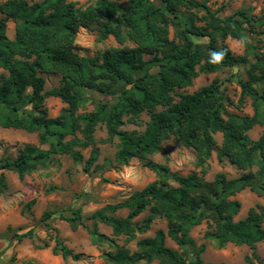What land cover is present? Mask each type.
I'll return each instance as SVG.
<instances>
[{
  "label": "trees",
  "instance_id": "1",
  "mask_svg": "<svg viewBox=\"0 0 264 264\" xmlns=\"http://www.w3.org/2000/svg\"><path fill=\"white\" fill-rule=\"evenodd\" d=\"M158 1L159 5L152 0H128L127 4L98 0L85 9L67 0L31 4L27 0H7L1 5L0 12L6 17L0 18V69L9 73L0 85V126L36 132L39 143L48 144L49 148L27 144L16 158L3 157L0 192L7 187L3 171L15 172L23 178L39 165L63 154L81 162L80 149L94 143L99 124L105 125L110 140H120L115 157L117 165L158 153L171 135L183 146L194 149L197 164L203 165L214 149L213 135L221 132L219 159L227 158L239 170L247 172L235 179L220 173L208 182L197 173L183 176L148 161L145 166L158 180L135 192L124 203L92 213L89 216L92 223L87 228L93 245L112 249L102 252L110 264H207L202 259L205 246L197 247L190 236L194 228L204 223L208 225L205 237L218 249L228 244L255 247L264 242V206L257 205L244 219L235 221L240 204L230 200L247 188L264 197V132L257 141L247 134L264 120L261 112L264 60L257 57L248 79L240 81L242 95L253 101L255 114L251 117L226 113L216 83L193 94H178L177 90L192 86L200 72L214 73L240 65L243 59L232 53L226 40L232 38L247 44L248 34H264L263 30L257 31L264 19L250 15V9L220 17L209 7L208 0ZM8 19L16 22L14 39L6 34ZM80 28L96 31L101 40L113 36L119 43L130 40L135 46L111 48L96 58L80 56L75 44ZM146 55L151 58L145 60ZM38 71L60 75L61 85L44 90L45 79ZM88 90L113 95L114 101H94L93 111L80 113L90 103ZM49 97L66 104L55 118L48 116L44 106ZM25 105H30L31 111L24 109ZM143 113L150 118L143 133L120 130L126 117L134 121ZM97 156L96 152L92 153L87 168ZM120 208H129L126 218L113 216ZM145 211L148 216L136 221ZM52 215L53 212H46L41 222L55 232L54 254L80 260L82 254L64 245L49 223ZM61 217L72 229L84 219L80 208L73 211L72 217ZM157 218L166 221L167 231L159 229L154 237L140 239L136 251L116 243L117 237L124 236L130 241L138 234L147 233ZM99 223L110 227L113 237L101 233ZM12 238L35 240L36 235L31 229L25 233L13 232ZM167 238L182 252L167 247ZM46 247V242L38 245L41 249Z\"/></svg>",
  "mask_w": 264,
  "mask_h": 264
},
{
  "label": "rangeland",
  "instance_id": "2",
  "mask_svg": "<svg viewBox=\"0 0 264 264\" xmlns=\"http://www.w3.org/2000/svg\"><path fill=\"white\" fill-rule=\"evenodd\" d=\"M7 0H0V7ZM30 4L42 0H27ZM73 2L77 7L83 9L96 4L98 0H67ZM159 5L158 0H152ZM121 4H127L128 0H118ZM208 5L213 11H217L218 16L226 17L240 10L250 9V15L255 18L264 19V0H208ZM6 17L0 12V18ZM184 22L186 16L182 14ZM16 22L7 20L6 34L8 38L15 37ZM264 31L263 25L257 31ZM171 38L173 32L171 31ZM207 41L199 39L198 41ZM247 44L240 40L228 38L227 46L235 56L241 57L243 62L235 67L222 69L214 73L200 72L193 80L190 87L177 90L178 94H193L201 88L216 83L224 98V109L226 113L238 117H251L255 114L253 101L249 96L242 95L240 81L248 79V73L256 64V58L264 60V34H248ZM77 52L80 56L96 58L111 48L134 47L135 43L125 40L119 43L113 36L101 40L98 33L93 30L80 28L76 42ZM151 57L144 56L145 60ZM155 71V69L153 70ZM8 71L0 69V85L3 77L8 76ZM45 79L44 90L61 85V76L46 72H37ZM255 73H259L255 71ZM263 87L262 84H256ZM31 89H27L29 94ZM90 103L79 112H90L94 110L93 102L114 101V96L101 94L95 91H86ZM176 100L178 97L176 96ZM47 114L51 118L59 116L66 107L59 98L49 97L45 100ZM24 109L31 111L30 105H25ZM264 112V108H261ZM227 119V116H224ZM121 131L141 134L145 131L150 118L147 113L141 114L134 121L127 117L124 120ZM264 132V120L261 124L255 125L247 134L252 141H257ZM80 135V134H79ZM81 136V135H80ZM215 146L211 157L203 165L197 164V153L192 148H187L179 143L174 135H171L163 142L158 153L147 156L145 159H133L127 165H117L115 161L116 153L119 150L120 140L114 138L110 140L104 124H99L94 134V143L80 149L83 160L76 162L70 155H56L50 161L39 165L34 171L20 178L12 171H3L7 187L0 192V264H110L102 257L103 251L112 250L109 246H95L91 243L88 227L92 220L89 216L97 210L109 206H115L127 201L135 192L141 191L150 183L158 180L157 175L145 164L148 161L158 163L168 167L171 171L187 176L197 173L205 181L212 182L217 174H225L228 179L240 177L247 171L239 170L227 158L219 159V152L223 143V134L217 132L213 135ZM39 146L41 149H48L49 145L39 143L38 133H27L23 130L5 129L0 126V160L3 157L16 158L25 145ZM97 153V158L93 164L87 168L86 162ZM254 171L256 168L253 169ZM173 185L172 182H170ZM230 200L240 204L238 213L234 220L244 219L250 209L257 205L264 206V197L259 196L249 188L230 197ZM80 208L83 221L76 229H72L70 223L63 220L61 215L72 217L73 211ZM53 212L49 223L57 230L64 245L75 253H81L82 257L78 261L71 258H63L59 254H54L55 232L48 230L41 222L42 216L46 212ZM129 208L117 209L113 216L126 218ZM148 216V211L143 212L136 221H141ZM99 231L109 237H113L112 229L102 223L98 224ZM8 228L11 230L9 231ZM33 229L35 240L24 239L18 241L12 238V233H25ZM159 229L167 231V224L163 218H157L151 229L145 234H138L133 240L126 237H117L116 243L120 247L129 249L131 252L137 250V242L146 237H154ZM208 225L206 223L194 228L190 236L195 245L205 246L202 254L204 263L207 264H264V242H259L255 247L246 245L236 246L228 244L225 248L218 249L214 243L205 237ZM48 243L46 248H38V245ZM166 246L182 252V249L170 238L166 239ZM192 252V250H190ZM157 264V263H154Z\"/></svg>",
  "mask_w": 264,
  "mask_h": 264
}]
</instances>
